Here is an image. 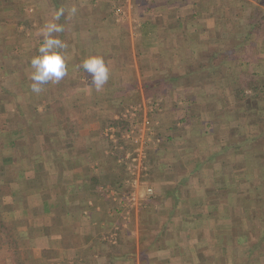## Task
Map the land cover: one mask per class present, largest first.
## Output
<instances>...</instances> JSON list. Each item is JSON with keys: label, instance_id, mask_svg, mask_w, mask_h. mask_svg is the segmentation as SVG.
<instances>
[{"label": "crops", "instance_id": "obj_1", "mask_svg": "<svg viewBox=\"0 0 264 264\" xmlns=\"http://www.w3.org/2000/svg\"><path fill=\"white\" fill-rule=\"evenodd\" d=\"M119 1L0 0V264H264V0ZM48 22L64 27L67 74L36 94ZM92 55L111 68L100 91L81 67ZM152 97L163 193L109 229L105 130Z\"/></svg>", "mask_w": 264, "mask_h": 264}, {"label": "rangeland", "instance_id": "obj_2", "mask_svg": "<svg viewBox=\"0 0 264 264\" xmlns=\"http://www.w3.org/2000/svg\"><path fill=\"white\" fill-rule=\"evenodd\" d=\"M121 2H123L124 0H120ZM119 1V2H120ZM145 1V0H143ZM148 1V0H146ZM145 1V2H146ZM256 2H259L260 0H253ZM249 2V0H248ZM252 4V2H251ZM245 9L247 10L246 14L249 15V17H251V15L253 16L252 20L253 22L251 23L252 26L255 24L257 26L262 25L263 24H259V22H257L256 20H254V18H258L260 16V8L258 7H251L247 9V4L245 5ZM123 9V8H122ZM124 11V9H123ZM117 13V11H116ZM127 13V12H126ZM120 16V15H119ZM122 16V14H121ZM259 19V18H258ZM257 19V20H258ZM139 28V27H138ZM260 30V27L258 29H253L252 28V32H258ZM162 102H160L159 100L155 99V98H148L144 101H139V103L136 104H130L128 106H126L122 112L119 114L123 115V113H126L127 110L137 107L140 111L138 112V117H140V119H142V117L144 118V111L147 108V110L150 111H157L159 109H161ZM151 120L152 126L155 130L156 133V138L159 139L158 143L152 144L150 145V147L147 149L146 153V159L144 161V169L139 172L136 173V175H132V173L129 171V165H127V162L125 160H123V162H120L119 159H122L123 157H126L127 152H130L133 150L132 146L130 143H128L126 140L123 139V135L125 133V130L130 126L131 122L133 119L128 118V120L124 119V120H117L116 123L117 125H115L119 131H117V138L118 140L121 142V144L119 143V145L121 146V148H116V144H115V148L113 149V151L111 152L112 154H114L116 156V160L119 167L114 170V172H112L111 170H109L108 168L106 169H101L99 172H103V177H105V183L103 185L104 188L102 189L103 191H105L102 195H98L99 199H101L100 203H101V209L100 211H110V213L107 212V214L104 216L107 226H110L109 229H111L112 227H116V226H120L123 224V222H128L130 220V218H132L133 213L136 211V209H149V202L151 201L152 203L157 205V202L159 201V199L162 196V190L161 188L158 187L157 185V179L160 178V167L159 164L157 163L155 168H153L152 163H151V157H152V151H154V149L159 150L161 147H164V143L162 142L163 138L157 134L156 129H155V125L154 122L152 121L151 117H148ZM111 123V122H110ZM110 124L108 123L107 127H109ZM106 127V128H107ZM121 129V130H120ZM118 134L119 137H118ZM117 154H116V152ZM151 152H150V151ZM119 160V161H118ZM122 165V166H121ZM139 175V176H138ZM134 178H138L139 183L138 185H136V187H134L132 181ZM113 181V182H111ZM151 187L152 188V193L149 194L147 192V188ZM132 192H136L138 195V204L137 205H132L130 204V202L127 200V197H129V195ZM104 196V197H103ZM98 206V205H97ZM103 206V207H102ZM155 208V206H154ZM154 208L147 211L148 214H152L153 218H155L156 216H154ZM156 210V209H155ZM156 213V211H155ZM146 214V213H145ZM110 230H104L101 233H105L104 238L107 239L109 242L111 241H117L118 240V236L116 234V232L114 231L113 233H111ZM120 239V238H119ZM261 250V249H258Z\"/></svg>", "mask_w": 264, "mask_h": 264}, {"label": "clouds", "instance_id": "obj_3", "mask_svg": "<svg viewBox=\"0 0 264 264\" xmlns=\"http://www.w3.org/2000/svg\"><path fill=\"white\" fill-rule=\"evenodd\" d=\"M76 8L70 10V14L76 13ZM64 14V9H60L54 15V21L59 20ZM43 38L38 48V55L30 61L32 80L31 90L39 94L43 86L49 82L58 83L67 74V61L69 55L68 45L56 35L64 31V27L56 22H48L41 30ZM83 71L91 76V84L97 91L103 89L110 78L111 68L101 55H92L86 58L82 65Z\"/></svg>", "mask_w": 264, "mask_h": 264}, {"label": "built area", "instance_id": "obj_4", "mask_svg": "<svg viewBox=\"0 0 264 264\" xmlns=\"http://www.w3.org/2000/svg\"><path fill=\"white\" fill-rule=\"evenodd\" d=\"M120 12V10H118ZM140 110L137 107H134L117 117V120H128V118L133 119L130 126L125 130L123 139L131 144L133 150L127 152L126 157L120 159V162L125 160L127 165H129V171L132 175L141 172L144 169V161L146 159V151L150 145L158 143L159 139L156 138L155 130L152 126L151 120L148 117H138V112ZM124 118V119H123ZM117 129L114 126H109L106 128V135L116 144V148H121L119 145V140L117 138ZM140 174V173H139ZM139 176V175H138ZM134 187L138 185V178H134L132 181ZM152 188L148 187L147 192L152 193ZM127 200L132 205L138 204V195L136 192H132Z\"/></svg>", "mask_w": 264, "mask_h": 264}, {"label": "trees", "instance_id": "obj_5", "mask_svg": "<svg viewBox=\"0 0 264 264\" xmlns=\"http://www.w3.org/2000/svg\"><path fill=\"white\" fill-rule=\"evenodd\" d=\"M259 27L261 28V25H259V26L255 25V24L253 25V29H254V30H255V29H258ZM242 92H243V91H242ZM117 129H118V128H117ZM120 130H121V129H120ZM118 131H119V130H118ZM119 135H120V134H118V137H119ZM119 143L121 144L120 141H119Z\"/></svg>", "mask_w": 264, "mask_h": 264}]
</instances>
